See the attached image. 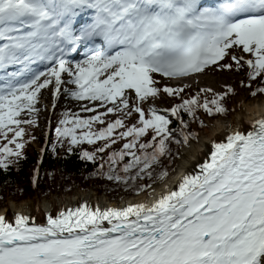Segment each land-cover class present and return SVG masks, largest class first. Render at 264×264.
<instances>
[{
    "label": "snow or ice",
    "instance_id": "obj_1",
    "mask_svg": "<svg viewBox=\"0 0 264 264\" xmlns=\"http://www.w3.org/2000/svg\"><path fill=\"white\" fill-rule=\"evenodd\" d=\"M213 69L243 72L241 85L264 94V0H0V170L27 159L47 90L52 111L65 94L78 108L48 121L55 142H44L34 186L50 148L155 192L164 160L180 155L172 145L199 139L192 122L229 112L233 85L189 94L173 83ZM165 95L179 102L158 107ZM247 124L151 203L83 200L42 222L0 214V264H264V116Z\"/></svg>",
    "mask_w": 264,
    "mask_h": 264
},
{
    "label": "trees",
    "instance_id": "obj_2",
    "mask_svg": "<svg viewBox=\"0 0 264 264\" xmlns=\"http://www.w3.org/2000/svg\"><path fill=\"white\" fill-rule=\"evenodd\" d=\"M174 100L175 102H179V98H174ZM227 106L229 108V99H227ZM60 112L62 111H58L53 114L51 118L53 126H55L56 122L60 118ZM202 114L207 115L206 113ZM173 127L179 129V122L176 121ZM37 128L38 126L29 128L28 135H35L37 139ZM191 128L192 130L197 131L202 127L197 121H193ZM50 140L55 142L54 131H52ZM32 142V140H29L25 146V155L27 159L22 163L19 171H17L15 167H13L10 172L0 170V190L10 192L14 196L23 199L31 197L33 200H35V198L41 199L44 196L49 197L53 192L59 193L60 191H72L80 186L84 188L92 187L99 193L104 192L113 195L134 192L128 189L125 185L117 184L113 181H110V183H102L103 180L107 179L101 176L93 175V173L96 172L98 164L85 161L77 154H67L64 149H62V151L59 150L58 156L53 155L50 148L45 153L44 162L40 165L41 172L39 182L36 186H34L32 183V176L33 170L37 166V162L39 160V154H34V152L29 150ZM181 146L182 145H172L174 150L177 148L180 149ZM89 148H91V146H89ZM173 155L174 159L178 157L175 155V151ZM173 164L174 160L169 162L168 159H165L162 167L168 168L170 172ZM155 179L158 180L161 179V177H155ZM19 180L26 183L21 184ZM143 182L150 183L151 181H147L145 178V181Z\"/></svg>",
    "mask_w": 264,
    "mask_h": 264
},
{
    "label": "rangeland",
    "instance_id": "obj_3",
    "mask_svg": "<svg viewBox=\"0 0 264 264\" xmlns=\"http://www.w3.org/2000/svg\"><path fill=\"white\" fill-rule=\"evenodd\" d=\"M202 77L197 80H203V82H200V84H188L184 81L179 82L182 84H188L190 87L188 89H186L188 92H196L198 91L200 88L203 87H212L214 88L216 91H223L225 90V85L227 84H231L235 87L236 92L233 95H230L229 100H230V114L226 117L223 116H219L216 119L214 118H209L207 119L205 118V123H207V126L204 127L200 133L199 136L201 134H204V131H211V129L213 127L216 126V124L218 125H236L237 121H238V116L243 115V116H248L250 114H248V112H250L248 110V108L255 103H259L260 106H262L263 104L261 103V101L264 99V94L261 95H257V96H253L251 95V90L249 88H246L244 86L241 85L240 81L243 80L245 78V74L243 72H239V73H235L233 71H218V70H210V71H206L205 73L201 74ZM205 78V80H204ZM210 79V80H209ZM194 81V80H193ZM173 83H177L176 81H173ZM44 95V102L47 103L49 105L48 110H43L40 113V123H39V129L38 132L40 134L44 133V131H46V127H47V119L50 116V109H51V103L53 101V95L51 93V91H47L45 90L43 92ZM59 102H63L65 104H67L68 107H71L73 109V111H76L78 108V105L76 102L74 101H70L67 99L66 96L62 97ZM170 102L169 99L164 96L162 99H159L156 103L158 107H168L167 103ZM172 104V103H171ZM233 129V128H230ZM229 128L225 129V131H228ZM41 144H42V140L39 142H34L32 143L31 147H30V151L34 152V154L38 153L40 151L41 148ZM177 163V162H176ZM176 166V164H175ZM174 171V170H173ZM20 183H26V182H21V180H19ZM79 192H86V190L83 189H78L74 192V194L79 193ZM13 194H11L10 192L4 191V190H0V210H2L4 207H7L10 204H15L16 206H21L22 204H25L28 208L32 210H35L36 213L38 215H40L39 217V221H44L45 220V215L42 213L41 209L44 207V204L46 203V199L42 200V201H37V200H33V199H26V198H20V197H16V196H12ZM71 196V195H70ZM31 198V197H30ZM60 197H56L55 195H52L51 197L47 198V200H58L60 199Z\"/></svg>",
    "mask_w": 264,
    "mask_h": 264
},
{
    "label": "bare ground",
    "instance_id": "obj_4",
    "mask_svg": "<svg viewBox=\"0 0 264 264\" xmlns=\"http://www.w3.org/2000/svg\"><path fill=\"white\" fill-rule=\"evenodd\" d=\"M202 75L199 76H193L190 77L188 80V84H200V82H203V80H197L201 78ZM184 80V81H187ZM194 80V81H193ZM205 80V78H204ZM210 80V79H209ZM180 81V82H184ZM66 95V94H65ZM263 106H260L259 103L252 104L248 110V116L239 115L237 124L234 128H247L248 121L255 120L261 116H264V99L261 101ZM227 131H225L224 125H218L216 124L215 127L211 129V131H204V134H201L199 136V139H197L195 142H191L190 144L183 147L181 150L180 157L177 161L176 167L173 171V173L164 181L156 184L154 186L155 192L150 191V193H143L139 197H136L134 202L144 201L147 200L148 202L154 198V195L157 193L158 195L162 192L167 190L169 187L175 188L177 184L180 181V178L195 169L198 168V164L203 162L204 159H206L207 154L210 151V145L211 142L214 139L222 138L224 135H226ZM83 200H88L90 204L95 205L99 203L102 207L103 206H125L123 204H117L114 205L106 199V197H102L101 199L95 198V195L92 191H86V192H79L76 194H73L71 196H65L60 202L57 203V206L49 209V204H44V207L41 209L42 213L45 215L48 212L56 213L58 210L64 208V207H74L82 203ZM97 200V201H95ZM151 202V201H150ZM127 205V204H126ZM24 212L26 214H32L37 217V220L39 221L40 215L36 213L35 210H32L28 208L25 204H22L21 206H16L15 204H10L7 207H4L2 210H0V214H7V217L9 219L12 218L13 212ZM42 222V221H41Z\"/></svg>",
    "mask_w": 264,
    "mask_h": 264
}]
</instances>
